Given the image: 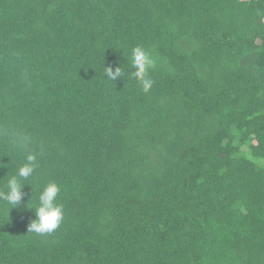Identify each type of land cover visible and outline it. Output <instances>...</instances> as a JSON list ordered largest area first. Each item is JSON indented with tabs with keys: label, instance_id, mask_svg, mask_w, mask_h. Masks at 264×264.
I'll list each match as a JSON object with an SVG mask.
<instances>
[{
	"label": "trees",
	"instance_id": "16d2710c",
	"mask_svg": "<svg viewBox=\"0 0 264 264\" xmlns=\"http://www.w3.org/2000/svg\"><path fill=\"white\" fill-rule=\"evenodd\" d=\"M20 137L0 264H264V0H0V189ZM49 182L64 219L28 232Z\"/></svg>",
	"mask_w": 264,
	"mask_h": 264
},
{
	"label": "clouds",
	"instance_id": "9594fccd",
	"mask_svg": "<svg viewBox=\"0 0 264 264\" xmlns=\"http://www.w3.org/2000/svg\"><path fill=\"white\" fill-rule=\"evenodd\" d=\"M127 63H130L134 71L131 73L132 77L139 82L142 91L147 93L154 84L149 73L156 67V60L152 54L140 46H136L131 50L130 59L126 57ZM105 75L108 79L116 81L124 77V73L120 66L115 70L111 67H106ZM30 141L27 137H20L15 141L17 148L23 150L25 155V163H23L14 175H11L6 182L3 189H0V201L10 206V209L16 208L22 201L24 193L22 188L30 177L33 176L35 170L39 166L37 153L29 150ZM43 148H41V152ZM32 187V185H31ZM61 189L55 182L47 183L43 190L39 192L37 202L29 208H34L35 219H33L29 226L28 232H33L38 235L51 234L64 219L63 205L58 203V195ZM28 203V202H27ZM9 209V210H10Z\"/></svg>",
	"mask_w": 264,
	"mask_h": 264
}]
</instances>
